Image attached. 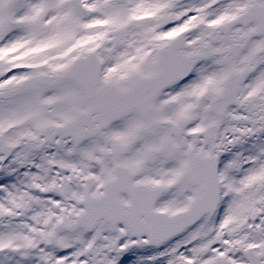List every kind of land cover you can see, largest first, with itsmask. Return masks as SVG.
Returning <instances> with one entry per match:
<instances>
[{
  "label": "snow or ice",
  "instance_id": "1",
  "mask_svg": "<svg viewBox=\"0 0 264 264\" xmlns=\"http://www.w3.org/2000/svg\"><path fill=\"white\" fill-rule=\"evenodd\" d=\"M0 264H264V0H0Z\"/></svg>",
  "mask_w": 264,
  "mask_h": 264
}]
</instances>
